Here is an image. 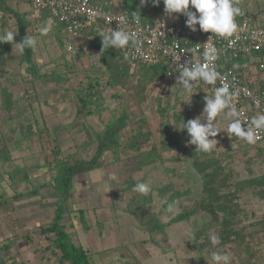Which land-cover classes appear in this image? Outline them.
I'll use <instances>...</instances> for the list:
<instances>
[{
    "label": "rangeland",
    "instance_id": "obj_1",
    "mask_svg": "<svg viewBox=\"0 0 264 264\" xmlns=\"http://www.w3.org/2000/svg\"><path fill=\"white\" fill-rule=\"evenodd\" d=\"M104 1L118 2L119 5L125 0ZM23 4H26L24 0H11L9 6L23 13ZM147 5L150 13L154 11L165 13L163 0L155 7L152 3ZM26 14L27 17L31 16V12ZM180 17L186 20L185 16ZM30 22L32 24L30 36L36 37L38 41L34 60L43 69L42 72L55 68L65 70L64 67L68 64L78 75L72 77L77 84L84 81L85 76H97L101 79L102 85H105L107 76L102 66V52L92 47L97 41L101 43L100 36L89 38L79 36L74 41L69 35L60 34L58 30L41 34V29L46 26L38 18L30 19ZM8 30L17 32L16 20L9 12H0V34ZM69 45L74 47L72 52L67 50ZM18 54L19 47L15 46L7 57ZM137 70L138 68L132 69L133 72ZM23 71L18 61L0 58V127L3 129V133L0 131V248L7 239L20 237L9 252L0 251V264H69L61 259L60 250L53 246L54 234L44 232L52 224L57 209L58 197L53 183L56 175L55 158L59 156L58 158L62 159L71 155L77 161L90 160L95 155L97 143L88 136V130L93 134L92 138L95 137V133L103 131L106 124L115 115H119L124 106L132 114V119L128 127L122 131V142L128 145L131 141L136 142L132 138L138 135L140 127H143V124L138 122L139 118L145 120L143 129L145 135L139 143L142 151H149L154 146L160 148L164 138L162 125L163 123L169 125L168 135L178 142V148L161 152L163 160L158 162L156 169L158 180L164 184L175 183L178 187L183 185L184 192L192 189V199L203 197L204 180L195 172L192 160L188 156V151H195V145L188 143L189 137L183 130V122L197 117L203 120L205 97H211L214 92L197 86H194L191 92H182L177 85L178 77H175L171 81L150 84L144 92L145 99L141 100L136 88L137 81L132 78L125 88L114 87L105 92L108 110L102 114L87 116L86 113L78 115L75 102H72L71 98H64L66 93L68 95L71 84L46 86L38 82L37 92L40 100L55 105L56 111L53 116L57 117L59 109L66 110V113L72 114L76 121H83L85 130H81L82 124L77 127L80 130L78 139L56 141L51 138V132H45L43 139L32 137L26 140L24 137L29 133L31 121L29 111L33 105L29 106L27 92L31 84L24 83ZM3 89H7L19 99L11 111H6L3 107L5 101ZM34 114L38 118L41 117L38 109L32 117ZM231 120L232 117H226L224 113L216 118L219 133L215 139L218 144L208 156L209 159H219L222 167L229 165L219 179L226 183L224 191L233 189L235 199L240 205L237 212L244 217V220L240 218V222L233 227L230 226L238 233L232 237L231 242H223L219 232L222 228L221 223L214 222L212 216L208 214L196 218L197 220L190 224L192 229L188 227L189 230L205 229L208 239L206 237V243V239H203L207 244L204 251L198 250L192 238L177 240L175 228L165 235L155 237L157 240H163V248L168 250V253L162 252L153 240L149 241L151 236L148 229L131 214L133 202L139 201L143 193L136 190L130 192L128 176L124 175V170L133 169L131 155L136 154V151L128 146L122 149L120 161L112 162L113 156L108 152L104 156L106 167L93 174L91 172L81 174L74 179V189L68 201L67 220L64 223L68 231L75 234L74 243L91 247L96 238L104 240V236L113 230L109 234L108 245L110 248L115 246L120 248L109 250L104 258L100 255L95 257V264H213L211 256L214 252L228 254L230 264H264V197L260 195L258 186L239 190L236 187L237 183L262 175L264 141L261 145L263 153H260L258 147L254 148L244 140L234 137L227 131V125ZM5 123H8L7 127ZM11 128L15 130H10ZM58 151H61L59 155ZM230 171H233V179H229ZM112 176L115 179H110ZM183 203L187 204L189 201L184 200ZM159 211L160 207L156 206V212ZM156 212L154 209L153 215L157 214ZM180 214L181 210L176 209L172 217L177 218ZM161 217L160 220L163 222L171 220L168 215ZM130 218L143 230L132 226ZM143 218L144 222L148 219L146 215ZM102 220L104 222H101ZM223 220L224 217L220 221ZM87 230L90 232L95 230L97 233L90 235ZM189 230L187 234L190 233ZM78 231L86 234L87 242L84 235L83 240L76 237ZM213 236L218 238V243L212 242ZM128 243L130 246H127ZM123 244L125 245L121 247Z\"/></svg>",
    "mask_w": 264,
    "mask_h": 264
},
{
    "label": "trees",
    "instance_id": "obj_2",
    "mask_svg": "<svg viewBox=\"0 0 264 264\" xmlns=\"http://www.w3.org/2000/svg\"><path fill=\"white\" fill-rule=\"evenodd\" d=\"M10 1L11 0H0V12H9L16 20L17 32L14 40L16 43H19L22 42L27 35L30 36L29 31L32 28V24L29 22V17H27L26 13H19L9 6ZM93 1L97 2L96 0ZM100 3L110 4L111 6L109 8L112 11H116L115 4H118V2L112 3L104 0L100 1ZM120 3L124 4L126 10L136 11L143 21H150L162 13L161 11L148 12V5H141L140 0H125ZM64 26V23L55 24V28L60 34H63L62 30ZM79 33L82 38H89L95 35L99 37L102 30L99 25H95L83 29ZM15 46L14 44L11 45L7 43L0 44V58H6L7 61L8 59L18 61L24 70V83L31 84L27 92V98L30 99L29 106H33L30 109L31 111H29V113H31V121L29 133L24 137L26 140H30L32 137L42 139L48 128V126L42 122V120H44V114L40 111V105H42L43 101H41L40 96H38V82L46 86L53 84H71L68 95L66 93L64 98H71L72 102H75L78 115L86 113V115L89 116L95 113L102 114V112L108 110L109 105L106 102L105 92L114 87L125 88L132 78H135L137 81L136 88L141 96V100L145 99L144 92L149 88L150 84L173 80L168 78V68L163 61L157 64L134 63L129 58L125 59L124 53L119 49L102 50V38L101 43L97 41L93 43L92 47L94 50L102 52V66H104L105 76H107L105 85H102L101 79L97 76H85L84 81H80V83L77 84L72 77H78V75L74 70L69 68L68 64L64 67L65 70H62L63 68L59 65L62 69L55 68L51 71L42 72L43 69L39 67L38 63L34 60L36 51L33 48L25 47L23 50L19 49L18 55L7 57ZM261 54L262 52H259L254 55L253 58H255V60H261ZM224 62L226 68L235 69L236 72L241 76H245L247 79L249 76H246V69H248V66L252 65V63L256 64V62H251L249 57H244L242 55L235 61H231L227 58ZM134 68H138V70L133 72L132 69L134 70ZM3 94L5 97L3 107L6 111H11L19 102V99L8 92L7 89H3ZM115 97L117 98L118 94H116ZM36 109L41 113V117L38 118V116L34 114L35 122H33L32 118L34 117H32V114L36 112ZM131 119L132 114L129 113L127 107L124 106L119 115H115V117L106 124L103 131L95 133V137L92 138L93 134L88 130V136L93 142L97 143L95 155L90 160L80 159L77 161V159L71 155L60 159L58 155L61 151H58V157H56L54 161L56 175L53 179L58 197L56 215L52 224L44 232L54 234L55 239L53 241V246L55 249L60 250L61 259L67 261L69 264H95L94 257L90 251L74 243L73 237L75 234L72 232L70 233L64 224L67 220L66 214L69 211L68 201L74 189V179L81 174L106 167L107 164L104 162V156L108 152L113 156L112 162L115 163L120 161L122 149L128 146H131L136 151L135 155H131L134 162L133 169L124 170V175L128 176L130 192H132L139 183H145L150 188L149 192L142 194L139 201L136 200L133 202L132 206H134V208L131 210V214L136 216L138 222L141 225L144 224L148 229L151 236L149 241L153 240L154 244L160 247L162 252L168 253V250L163 248V240H157L155 237L156 235H165L175 228L174 233L177 240H181L182 238L183 240H187V238L190 240V238H192L193 242L197 244L198 250L204 251L207 245L205 243L208 239L205 235V229L196 230L193 228L194 230H191L190 224L197 220L196 218L199 219L202 215L208 214L212 216L214 222L221 223L222 228L219 232L223 242H231L232 237L237 236L238 233L235 229H231L230 226L233 227L234 224L240 222V218L244 220V217H241L242 215L237 212V208L240 209V205L235 199L236 195L233 189L224 191V184L226 183H223V181L219 179L222 178V173L229 165L222 167L219 163V159L208 158L209 153L188 151V156L189 159L192 160L195 172L204 180L203 197L201 199H192V189L187 191L188 193L184 192L183 185L178 187L175 186V183L164 184L162 181H159V177H157L156 169L158 162L163 160L161 152H168L178 148V142L176 143L173 137L168 135L169 132L167 129L169 125L165 123L162 125V136L164 138L161 141L160 148L154 146L149 151H142V147L139 143L143 140L142 138L145 135L143 131L145 127L144 119L138 118V122L143 124V127H140V133L132 138V140L136 142L134 143L131 141L130 145L122 142V131L128 127ZM81 124V130H83V121L75 123L73 125L74 130L80 133L77 127L81 126ZM5 125L7 127L8 123H5ZM1 128L2 126L0 127V131L3 133V129ZM10 130H15V128H11ZM252 147L255 148V146ZM258 152H262V146L258 148ZM230 176L229 179H233V171H230ZM11 179L14 180L13 178ZM225 180L227 181V178ZM162 185L164 186L160 188ZM253 186L260 187V195L264 197V160L263 173L260 177L236 184L238 190ZM156 190L158 192H156ZM184 200L189 201V203L184 204ZM156 206L160 207L159 212H156ZM154 209L157 213L155 215H153ZM176 209H180L181 214L178 215L179 217L174 218L172 217V213ZM144 215L148 218L145 222L143 218ZM161 215H168L171 217V220L163 222L160 220V218H162ZM222 217H224V220L221 222L220 220ZM188 227L191 229L189 230ZM188 230L190 233L187 234ZM19 239L20 237L18 236L14 239H7L6 243L0 248V251L9 252L15 247ZM203 239H206L205 243Z\"/></svg>",
    "mask_w": 264,
    "mask_h": 264
},
{
    "label": "built area",
    "instance_id": "obj_3",
    "mask_svg": "<svg viewBox=\"0 0 264 264\" xmlns=\"http://www.w3.org/2000/svg\"><path fill=\"white\" fill-rule=\"evenodd\" d=\"M31 9L30 19H43L49 31L56 23H64L63 34L69 35L72 40L80 36V31L88 27L99 25L102 32L120 26L135 32L141 41V52L129 57L134 63L157 64L161 61L168 68V78L179 77V71L187 61L192 63H209L220 74L215 85H203L195 82L194 86L213 92L215 87L224 84L237 95L232 104L237 110L233 119L250 122L256 113L264 114V62L253 58L259 52H264V13L261 15H244L237 23V32L229 38H221L212 33L199 30L192 32L183 22H174L162 12L150 21L141 20L136 11H129L124 4H115L116 11H112L110 4H102L93 0H24ZM264 4V1H263ZM109 5V6H108ZM107 6V7H106ZM264 6V5H263ZM94 12L102 13L94 16ZM135 14V15H133ZM127 20L125 24L124 21ZM51 21V24L48 22ZM31 23V22H30ZM214 35V36H213ZM212 37V39H210ZM215 49L214 61H207L205 53ZM67 50L72 52L74 47L69 45ZM123 53L126 49H119ZM134 52V49H131ZM249 57L251 62L257 63L259 74L256 78L241 76L235 69L226 68L225 60L235 61L240 56ZM243 122L242 127L247 128ZM255 147H261L264 141V131L257 133Z\"/></svg>",
    "mask_w": 264,
    "mask_h": 264
},
{
    "label": "clouds",
    "instance_id": "obj_4",
    "mask_svg": "<svg viewBox=\"0 0 264 264\" xmlns=\"http://www.w3.org/2000/svg\"><path fill=\"white\" fill-rule=\"evenodd\" d=\"M161 0H140L141 5L152 3L158 6ZM165 6L164 11L169 17L179 19L180 15L186 17L185 25L192 32H196L197 25L199 30L204 33H212L221 38L232 37L238 29L236 17L241 15V8L236 6L234 0H163ZM194 9L195 11H192ZM94 16H100L102 13L94 12ZM135 15V14H133ZM51 24V21L48 22ZM124 23H127L125 19ZM48 27L41 29V34H47ZM16 31L8 30L0 34V44L16 45L23 50L25 47L35 49L37 46V38L34 36H26L22 42L16 43L14 37ZM213 35V36H214ZM102 38V50L104 49H126L124 52L125 59L141 52L139 47L141 41L135 32L122 28L120 23L114 30L110 28L99 35ZM212 39V37L210 38ZM134 49V52L131 51ZM213 55L205 53L207 61H214L215 49L210 50ZM179 71L177 85L182 92H191L195 82L203 85H215L220 78V74L215 71L209 63L199 64L191 61L185 62ZM214 94L205 97V106L203 109V120L200 117L183 122V130L187 132L188 143L195 145V152L210 153L217 146L218 142L215 137L218 135L216 127V118L224 113L226 117H234L237 110L232 104V100L237 95L236 92L230 91L229 86L224 84L213 89ZM246 122L239 118L231 120L227 125V131L234 137L242 139L247 143H255L257 133L264 131V114L257 115L247 123V128L242 127V123ZM110 179H115L114 176ZM136 191L147 193L150 188L145 183H139L135 186ZM212 242L218 243V238L213 236ZM213 264H230V257L226 253L214 252L211 256Z\"/></svg>",
    "mask_w": 264,
    "mask_h": 264
},
{
    "label": "crops",
    "instance_id": "obj_5",
    "mask_svg": "<svg viewBox=\"0 0 264 264\" xmlns=\"http://www.w3.org/2000/svg\"><path fill=\"white\" fill-rule=\"evenodd\" d=\"M96 1L100 2L98 0H96ZM263 1L264 0H234L235 5L241 8V15H239L235 18L236 23H238L244 15H247V14L261 15L262 13H264ZM22 10H23V13L31 12V9L27 3L23 4ZM174 15H173V17H170V19L172 21H174V22L183 21L180 16H179V19H175ZM39 21H43L45 23V18L40 19ZM45 26L48 27L47 24H45ZM49 28L50 27H48V29ZM51 31L57 32L55 27H54V29H51ZM261 56H262L261 60L264 62V52L261 54ZM257 66H258L257 63L256 64L252 63V65L248 66V69H246V71H245L246 76H249V78H256L259 74ZM40 111L42 112V114H44V118H43L44 120H42V122H44L45 125L48 126V128L45 132L46 133L51 132V138L53 137V140L66 141V140H69V138H75V139L79 138L80 133L78 131L74 130L73 125L75 123L79 122L80 120L76 121V118L72 114H70V113L67 114L66 110L59 109L57 117H54L53 114L56 111L55 105L43 103V102H42V105H40ZM257 115H260V114L256 113L255 116H257ZM32 121L35 122V118H32ZM66 133L68 135H66ZM38 140H40V139H38ZM96 171H98V170H96ZM93 173H95V171L91 172V174H93ZM129 220H131V218ZM101 222H104V221L102 220ZM130 224L132 226H134L136 229L139 228V229L143 230L141 228V226H137L136 224H134V221H132V220H131ZM111 232L109 231V233H107L104 236V238H105L104 240H102V239L100 240L99 238L98 239L96 238V241L93 244L95 246L92 245L91 247H87L86 244H82V246L84 248H88L90 253L94 256V259H95V257H97L99 255L103 256V258H104V255H106V253H109L108 252L109 250L114 249V248H120L119 246H115L114 248L109 247L108 237H109V234H111ZM87 233L90 235H93L97 232L95 230H93V232H90L87 230ZM83 235H84L83 233H79V231H78V234L76 235V237L77 236H78V238L81 237L83 240ZM100 238H102V234L100 235ZM84 240H85V242L88 241L86 234L84 235ZM89 241H90V237H89ZM124 245L125 244H123L121 247H123ZM127 246H130L129 243Z\"/></svg>",
    "mask_w": 264,
    "mask_h": 264
}]
</instances>
